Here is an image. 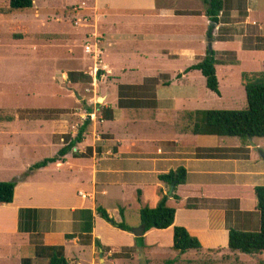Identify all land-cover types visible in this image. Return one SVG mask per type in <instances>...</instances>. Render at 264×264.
<instances>
[{
	"label": "crops",
	"instance_id": "1",
	"mask_svg": "<svg viewBox=\"0 0 264 264\" xmlns=\"http://www.w3.org/2000/svg\"><path fill=\"white\" fill-rule=\"evenodd\" d=\"M90 1L88 31L99 36L103 49L104 80L97 95L102 96V104L67 112L62 121L84 117L83 125L88 120L80 141L26 175L34 163L56 156L77 131L65 141L64 133L51 124L48 129L31 126L37 119H24L17 130L7 125L2 155L18 183L12 202L0 204V264H49L55 254L64 259L62 264H132L136 255L147 263L153 252L172 248L173 225L185 227L199 240L201 248L195 253L208 256L211 264H264V251L246 254L228 247L229 227L259 230L254 187L264 185L260 156L264 139L252 138V147L238 137L194 134L185 119L186 111L209 109L208 101L225 99L224 91L232 101L234 88H243V71L234 74L230 66L239 64L238 54L256 58L264 49L242 48L237 37L233 41L216 38L219 26L230 23L219 18L224 8L218 23H213L206 15L207 0ZM239 2L238 23L244 28L257 24L264 39V4ZM45 11L37 13L39 18ZM226 14L237 17L239 9L231 6ZM74 35L70 42H75ZM234 41L240 45H231ZM228 46L238 63L217 59L221 65L220 70L215 67L217 94L192 66L205 57L208 48L216 52ZM72 55L77 60L88 56ZM40 92L34 96L40 98ZM215 148L227 156L206 155ZM234 148L244 151L231 155L227 150ZM180 166L186 177L177 185L175 199L167 194L170 185L158 176ZM159 190L175 207L173 225L151 228L137 238L132 230L141 227L140 220L129 223L130 212H137L139 219L142 206L156 205ZM98 207L115 222L123 216L131 231L103 219Z\"/></svg>",
	"mask_w": 264,
	"mask_h": 264
},
{
	"label": "rangeland",
	"instance_id": "2",
	"mask_svg": "<svg viewBox=\"0 0 264 264\" xmlns=\"http://www.w3.org/2000/svg\"><path fill=\"white\" fill-rule=\"evenodd\" d=\"M233 2L234 4L232 0L224 1V12L219 18L230 24L219 26L216 38L233 41L237 37L242 40V48L263 50L264 39L256 30L257 24L250 23L247 27H242L238 23L241 3L239 0ZM260 3L264 4V0H260ZM92 5L90 0H33L32 9L8 12L7 0H0V181L18 183L14 180L17 175L11 172V167L9 171L6 169L7 164L4 163L2 155V145L8 136L7 125L17 130L19 126H23L24 123L20 122L24 119H37L38 123L32 122L31 126L34 125L35 128L40 124L43 129H48L51 124L57 131L63 132V139L68 141L71 133L75 134L82 125L84 117H73L68 123L62 121V117L75 107L84 109L87 106H96V98L104 80L102 69L95 72L87 55L86 58H78L81 63L76 64L77 59H73L72 55L84 53L83 43L86 32L91 27L88 10ZM231 6L239 9L237 17L230 18L226 14ZM44 9L47 14L39 18L37 13ZM33 14L39 19L35 21ZM239 32L243 35L240 36ZM72 34H75V42H70ZM237 44L240 45L237 41L231 43L233 46ZM226 48L215 52V67L219 70L221 65L218 60L238 63L235 51L229 46ZM238 56L239 64L230 66L234 74L240 71L264 70V51L258 52L256 58L248 53ZM71 68L73 70L67 71ZM234 90L232 101L227 96L228 91H224L226 98L208 101L209 109L244 108L246 99L243 88ZM38 92L41 94L40 98L34 96ZM198 108L194 110H204ZM75 121L80 124L73 127L71 123ZM14 137L19 138L17 135ZM18 140L21 141L20 138ZM38 152L33 157H37ZM29 155L32 156V153L29 152ZM19 177H23L22 174ZM138 221L137 212L131 211L129 223ZM150 257L146 263L136 255L132 264H211L208 256H201L192 249L179 253L172 248H163L153 252Z\"/></svg>",
	"mask_w": 264,
	"mask_h": 264
},
{
	"label": "trees",
	"instance_id": "3",
	"mask_svg": "<svg viewBox=\"0 0 264 264\" xmlns=\"http://www.w3.org/2000/svg\"><path fill=\"white\" fill-rule=\"evenodd\" d=\"M208 9L206 15L212 22L218 23V15L224 8V0H207ZM7 10L25 11L32 8L33 0H7ZM208 37L210 33L208 32ZM215 51L208 48L203 59L194 64L192 68L200 70L205 78L206 87L219 94L218 80L215 71L216 60L214 58ZM100 72H98L99 75ZM241 84L245 93L246 106L241 109H204L186 111L185 119L194 134H215L218 136L238 137L243 141L244 145L249 144L248 138H264V70L259 71H243L241 73ZM98 105V104H97ZM103 112V110H102ZM105 113V111H104ZM106 116V114H104ZM88 120L81 125L77 134L72 141L66 146L60 148L57 155L51 158H45L34 163L28 171L23 175L28 174L30 170L45 166L47 163L55 161L69 151L76 141H80L83 131H85ZM216 151L218 153H216ZM234 152L231 155H237L236 152L244 151L242 148H234L227 150ZM206 155L209 156H227L221 153L220 148L208 150ZM159 179L165 184H174L171 196L177 198L175 190L177 185L183 183L186 177V170L180 166L167 173L160 174ZM14 181H0V204L10 203L13 200ZM255 196L257 199V210L260 215V227L258 231H242L233 227L228 228V247L230 250H237L241 253L252 254L264 251V185L254 187ZM159 199L154 207L142 206L139 210L140 225L144 232L151 228L163 229L173 225L175 207L168 204L169 196L161 190L158 191ZM99 215L115 225L116 227L131 231L123 219L120 222H115L108 213L98 207ZM143 232V233H144ZM143 236L137 237L142 238ZM172 249L184 253L188 250H199L201 244L199 240L190 235L183 226L173 225ZM55 249L54 247H49ZM63 258L53 255L49 264H62Z\"/></svg>",
	"mask_w": 264,
	"mask_h": 264
},
{
	"label": "built area",
	"instance_id": "4",
	"mask_svg": "<svg viewBox=\"0 0 264 264\" xmlns=\"http://www.w3.org/2000/svg\"><path fill=\"white\" fill-rule=\"evenodd\" d=\"M88 36L85 39L83 44V52L86 53L94 65L95 72L101 68L102 62V53L103 49L101 48L100 38L96 33H88ZM83 196V194H81Z\"/></svg>",
	"mask_w": 264,
	"mask_h": 264
},
{
	"label": "water",
	"instance_id": "5",
	"mask_svg": "<svg viewBox=\"0 0 264 264\" xmlns=\"http://www.w3.org/2000/svg\"><path fill=\"white\" fill-rule=\"evenodd\" d=\"M102 101V96H99L97 99H96V102L97 103H100ZM249 142H250V146H254L253 142L251 141V138H248ZM260 156H261V159L263 160L264 162V153H260ZM173 187H174V184H170V187H169V190L167 192L168 195H170L172 193V190H173ZM133 234L135 236H141L144 232V229L143 227H139V228H134L132 230Z\"/></svg>",
	"mask_w": 264,
	"mask_h": 264
}]
</instances>
